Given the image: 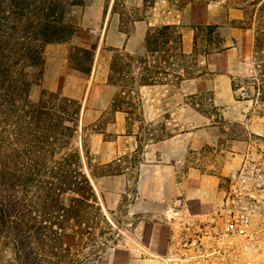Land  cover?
<instances>
[{"label":"rangeland","instance_id":"1","mask_svg":"<svg viewBox=\"0 0 264 264\" xmlns=\"http://www.w3.org/2000/svg\"><path fill=\"white\" fill-rule=\"evenodd\" d=\"M175 1L151 7L143 0H85L71 9L76 35L45 48L44 74L31 99L48 90L82 104L75 147L102 208L91 239L73 250L85 264H114L137 240L152 250L161 244L165 254L184 225L213 235L229 227L225 240L235 242L239 264H264V110L245 96L254 89L243 82L252 75L255 23L231 28L230 20H251L227 0L183 8ZM245 1L231 3L254 0ZM164 24L180 26L186 54L193 52L194 26H223L225 49L206 55L200 41L204 75L195 79L158 75L157 83L143 85L142 70L134 68L124 93L110 85L117 50L140 53L149 29ZM92 45L91 74H70V50Z\"/></svg>","mask_w":264,"mask_h":264},{"label":"trees","instance_id":"2","mask_svg":"<svg viewBox=\"0 0 264 264\" xmlns=\"http://www.w3.org/2000/svg\"><path fill=\"white\" fill-rule=\"evenodd\" d=\"M84 1L0 0V264H85L74 259L73 250L79 241L91 239L94 219L102 214L75 147L82 104L48 90L42 91L38 101L31 99L32 87L44 74L46 46L68 42L76 35L71 9ZM221 1L176 0L172 4L183 8ZM231 1L227 0L230 9L243 10L251 20L249 24L230 20L231 28L248 29L255 23L252 75H245L243 82L254 89V94L246 91L245 96L264 110V3L254 0L242 7ZM143 2L152 7L156 0ZM223 28L194 26L193 52L186 54L179 25L153 26L140 53L117 50L109 84L124 93L125 75L134 68L142 70L138 79L143 85H154L158 75L178 82L201 77L198 43H204L206 55L221 53ZM96 50V45L73 47L69 73L89 76ZM232 87L234 92L240 89L235 78ZM67 236L76 242L68 243Z\"/></svg>","mask_w":264,"mask_h":264},{"label":"built area","instance_id":"3","mask_svg":"<svg viewBox=\"0 0 264 264\" xmlns=\"http://www.w3.org/2000/svg\"><path fill=\"white\" fill-rule=\"evenodd\" d=\"M229 230L227 227L226 232L213 235L204 228L184 225L172 237L169 251L155 259L158 264H239L235 242L225 240Z\"/></svg>","mask_w":264,"mask_h":264},{"label":"crops","instance_id":"4","mask_svg":"<svg viewBox=\"0 0 264 264\" xmlns=\"http://www.w3.org/2000/svg\"><path fill=\"white\" fill-rule=\"evenodd\" d=\"M136 242L137 247L127 250V254L121 255L114 264H158L155 257L162 253L161 244H157V248L152 250L149 245L142 244L139 240Z\"/></svg>","mask_w":264,"mask_h":264}]
</instances>
